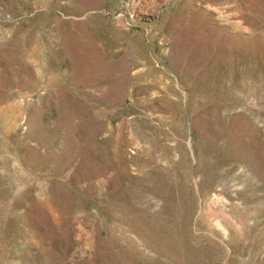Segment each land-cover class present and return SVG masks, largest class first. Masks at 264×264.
Listing matches in <instances>:
<instances>
[{
  "label": "rangeland",
  "instance_id": "1",
  "mask_svg": "<svg viewBox=\"0 0 264 264\" xmlns=\"http://www.w3.org/2000/svg\"><path fill=\"white\" fill-rule=\"evenodd\" d=\"M0 264H264V0H0Z\"/></svg>",
  "mask_w": 264,
  "mask_h": 264
},
{
  "label": "bare ground",
  "instance_id": "2",
  "mask_svg": "<svg viewBox=\"0 0 264 264\" xmlns=\"http://www.w3.org/2000/svg\"><path fill=\"white\" fill-rule=\"evenodd\" d=\"M2 204V203H1ZM3 208V207H2Z\"/></svg>",
  "mask_w": 264,
  "mask_h": 264
}]
</instances>
